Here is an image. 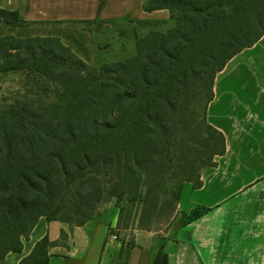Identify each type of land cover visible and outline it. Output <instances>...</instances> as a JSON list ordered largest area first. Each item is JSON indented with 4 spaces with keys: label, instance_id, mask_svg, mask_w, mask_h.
<instances>
[{
    "label": "trees",
    "instance_id": "1",
    "mask_svg": "<svg viewBox=\"0 0 264 264\" xmlns=\"http://www.w3.org/2000/svg\"><path fill=\"white\" fill-rule=\"evenodd\" d=\"M143 9H167L174 23L98 66L56 36L0 37V74L24 72L44 95L0 108V264L40 217L81 225L107 193L138 200L143 220H172L182 183L198 187L200 169L224 153L206 116L213 81L264 34V0H145ZM25 23L0 8V24ZM51 244L42 237L18 264H48ZM152 264H169L163 241Z\"/></svg>",
    "mask_w": 264,
    "mask_h": 264
},
{
    "label": "crops",
    "instance_id": "2",
    "mask_svg": "<svg viewBox=\"0 0 264 264\" xmlns=\"http://www.w3.org/2000/svg\"><path fill=\"white\" fill-rule=\"evenodd\" d=\"M144 1L0 0V8L18 11L26 21L6 26V34L56 36L70 46L66 30L88 24L131 21L147 30L173 25L167 9L145 11ZM212 91L206 116L224 135L225 151L200 169L198 187L182 183L164 232L117 227V209L81 225L40 217L22 238V249L8 252L3 264H18L44 236L52 243L48 264H152L161 241L169 264H264V34L226 62ZM198 206L208 210L181 223Z\"/></svg>",
    "mask_w": 264,
    "mask_h": 264
},
{
    "label": "rangeland",
    "instance_id": "3",
    "mask_svg": "<svg viewBox=\"0 0 264 264\" xmlns=\"http://www.w3.org/2000/svg\"><path fill=\"white\" fill-rule=\"evenodd\" d=\"M144 27L141 23L131 21L108 24L94 23L88 24L82 29L66 30L67 35L64 39L70 44L71 50L78 53V56L80 55L89 65L98 66L104 62L121 60L133 55L135 52L134 41L147 30V27ZM8 29L0 24V37L6 34ZM35 86L26 80L24 72L0 74V108L9 106L15 100L23 97L34 100L44 98V95ZM47 95L49 98H53L52 94L47 93ZM121 207H123L122 223H126L127 227L148 228L164 232L171 222V216L164 215L149 221L143 220L144 217L140 215L141 203L138 200H128L126 197L119 200L111 193H107L103 201L96 205L95 212L117 209L119 214Z\"/></svg>",
    "mask_w": 264,
    "mask_h": 264
}]
</instances>
